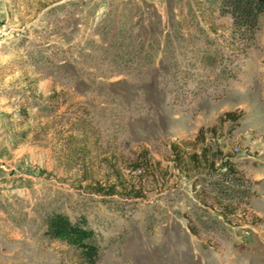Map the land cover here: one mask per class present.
I'll return each instance as SVG.
<instances>
[{"label": "rangeland", "instance_id": "1", "mask_svg": "<svg viewBox=\"0 0 264 264\" xmlns=\"http://www.w3.org/2000/svg\"><path fill=\"white\" fill-rule=\"evenodd\" d=\"M219 7L0 0V264H264V13L249 37Z\"/></svg>", "mask_w": 264, "mask_h": 264}, {"label": "trees", "instance_id": "2", "mask_svg": "<svg viewBox=\"0 0 264 264\" xmlns=\"http://www.w3.org/2000/svg\"><path fill=\"white\" fill-rule=\"evenodd\" d=\"M219 2L221 14H229L231 16L236 32L251 37L257 28L259 16L264 13V0H219ZM226 117L229 119L238 118L237 115L231 111L223 113L219 118L224 119ZM210 129L212 130L214 127ZM203 132V128H200L192 141L194 144L200 141ZM170 147L173 160L180 171H184L185 168H187L186 166H190V168L195 171H201L204 164L207 169H212L215 167L216 160L220 159L219 156L221 155L220 150L210 153V147L206 144H203L200 149L195 148L191 152L186 151L182 143L178 142L171 143ZM141 153V159L134 161V168L142 166L141 161H146L149 156V151L147 149H142ZM182 164L185 165L184 169L181 166ZM222 167H225L227 171L221 175L222 184L224 182L228 183L229 180L231 181L229 183H238L241 181L237 176H234L236 174L231 168L229 161L225 158L223 161L219 162L218 168L221 169ZM98 190L102 189L99 188ZM52 219H54L53 223L55 222V224H53V226L54 229L57 230V233H68L76 242L80 245L84 244L85 248H88L92 253L96 251V246L91 240V230L83 228L78 224L71 223L66 216H60V218L58 216H53L51 217V221Z\"/></svg>", "mask_w": 264, "mask_h": 264}]
</instances>
